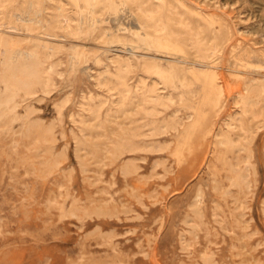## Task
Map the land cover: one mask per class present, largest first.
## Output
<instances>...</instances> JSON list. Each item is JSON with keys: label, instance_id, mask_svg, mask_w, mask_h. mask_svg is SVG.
Returning <instances> with one entry per match:
<instances>
[{"label": "rangeland", "instance_id": "1", "mask_svg": "<svg viewBox=\"0 0 264 264\" xmlns=\"http://www.w3.org/2000/svg\"><path fill=\"white\" fill-rule=\"evenodd\" d=\"M256 83L264 0H0V264H264Z\"/></svg>", "mask_w": 264, "mask_h": 264}, {"label": "bare ground", "instance_id": "2", "mask_svg": "<svg viewBox=\"0 0 264 264\" xmlns=\"http://www.w3.org/2000/svg\"><path fill=\"white\" fill-rule=\"evenodd\" d=\"M7 4V3H6ZM3 7V6H2ZM223 13V12H222ZM173 19V18H172ZM190 33V32H189ZM194 36V35H193ZM183 37V36H182ZM187 39V38H186ZM225 39V38H224ZM220 45V44H219ZM218 45V46H219ZM213 51V50H212ZM132 52V51H131ZM225 54V53H224ZM48 55V54H47ZM105 74V73H104ZM110 74V73H109ZM129 74V73H128ZM39 74H38V71H37V69H36V67L34 66V64H28L27 65V67H24L23 69H22V71H21V76L18 78V82L17 83H19V85L22 87V88H30L31 87V85H32V80L34 79L35 80V78H37V80L39 79ZM106 82V81H105ZM123 81H121V83H122ZM108 83V82H107ZM110 83V82H109ZM120 83V84H121ZM144 83V82H143ZM111 84V83H110ZM119 84V85H120ZM248 85H250V84H248ZM106 88V87H105ZM124 89V88H123ZM149 90V89H148ZM247 92L246 93H253V95L254 94H256V95H262L263 93H264V85L263 84H258V83H256V84H254V85H252L251 87H249V86H247L246 87V89H245ZM141 92V91H140ZM248 94L246 95V96H248ZM239 95V94H238ZM252 95V94H251ZM255 96V95H254ZM141 97V96H140ZM260 97V96H259ZM250 98H252V97H250ZM257 98V97H256ZM247 99H249V98H246V100ZM255 100V99H254ZM162 101V100H161ZM256 101V100H255ZM125 103V102H124ZM245 103V102H244ZM248 103V102H247ZM247 103L245 104V106H244V108L243 109H246L247 107H248V105H247ZM256 103V102H255ZM254 103V104H255ZM249 104V103H248ZM243 106V105H242ZM164 107V106H163ZM250 107V106H249ZM259 107V106H258ZM251 109V108H250ZM252 109H254V108H252ZM251 109V110H252ZM251 110L249 111V112H251ZM242 111V110H241ZM245 111V110H244ZM148 112V111H147ZM248 112V111H247ZM253 112V111H252ZM254 112H256V111H254ZM95 116V115H94ZM92 117V116H91ZM239 119V118H238ZM236 120H237V118H236ZM240 120V121H239ZM239 120H237V121H239V122H241V119H239ZM245 119H243V121H244ZM235 121V120H234ZM245 122V121H244ZM243 122V123H244ZM86 125V124H85ZM226 125V124H225ZM236 127H237V125H236ZM248 127V126H247ZM164 129V128H163ZM231 129H232V127H231ZM230 129V130H231ZM236 129V128H235ZM233 130V129H232ZM231 130V131H232ZM237 131H239V130H237ZM248 131V130H247ZM251 132V131H250ZM240 133V132H239ZM243 133V132H242ZM245 133V132H244ZM219 135V134H218ZM217 135V136H218ZM242 136H243V134H242ZM244 136H245V134H244ZM250 136V135H249ZM238 137V136H237ZM246 137V136H245ZM220 137H218V139H219ZM244 138V137H243ZM242 138V139H243ZM238 139V138H237ZM226 140V139H225ZM235 140V139H234ZM236 141V140H235ZM242 141V140H241ZM245 141V140H244ZM243 141V142H244ZM223 142H225V141H223L222 140V143ZM225 143H227V142H225ZM234 144H236V142L234 143ZM234 144H231V145H228L226 148L227 149H229V152L231 151V152H236L234 149L238 146H234ZM238 144V143H237ZM240 144V143H239ZM245 144V143H244ZM220 145V144H219ZM223 145V144H222ZM225 145V144H224ZM223 145V146H224ZM241 145V144H240ZM222 146V147H223ZM238 147H240V146H238ZM237 147V148H238ZM241 148H242V146H241ZM241 148H239V149H241ZM225 153V152H224ZM214 155V154H213ZM217 155V154H216ZM238 155L239 154H237V157H238ZM222 156V155H221ZM236 157V156H235ZM244 158V157H243ZM227 163V162H226ZM232 163H234V162H232ZM239 163V162H238ZM244 163H247V162H243V164ZM240 164V163H239ZM251 164V163H250ZM230 165V164H229ZM232 165V164H231ZM230 165V166H231ZM129 166V165H128ZM233 166H235V165H233ZM247 166H248V164H247ZM241 168V167H240ZM129 169H130V167H129ZM235 169H236V167H235ZM245 169H247V168H245ZM230 170V169H229ZM235 171V170H234ZM247 171V170H246ZM129 172V171H128ZM132 173V172H131ZM130 173V174H131ZM129 174V175H130ZM232 174V173H231ZM234 178H235V180H238V181H240V179H241V181H242V179L244 178L241 174H237V172L235 173L234 172ZM125 175V174H124ZM233 175V174H232ZM247 175H248V173H247ZM245 179V178H244ZM245 181V180H244ZM237 187V186H236ZM224 195V194H223ZM196 205V204H195ZM194 209V208H193ZM184 224V223H183Z\"/></svg>", "mask_w": 264, "mask_h": 264}]
</instances>
